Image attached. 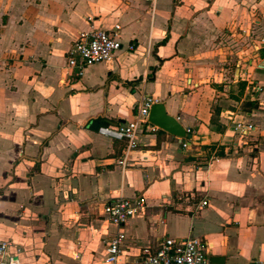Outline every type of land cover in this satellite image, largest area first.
Segmentation results:
<instances>
[{
	"label": "crops",
	"instance_id": "1",
	"mask_svg": "<svg viewBox=\"0 0 264 264\" xmlns=\"http://www.w3.org/2000/svg\"><path fill=\"white\" fill-rule=\"evenodd\" d=\"M96 29L122 47L76 78L66 52ZM143 97L189 145L150 124L120 167L91 124L132 121ZM138 195L124 264L167 238L208 242L206 264L264 261V0H0V243L20 264H103L104 205Z\"/></svg>",
	"mask_w": 264,
	"mask_h": 264
},
{
	"label": "built area",
	"instance_id": "2",
	"mask_svg": "<svg viewBox=\"0 0 264 264\" xmlns=\"http://www.w3.org/2000/svg\"><path fill=\"white\" fill-rule=\"evenodd\" d=\"M152 2L154 0H145ZM114 31H119L115 26ZM120 42L115 35L107 31L96 29L90 32H80L66 52V67L75 71L76 78H81L84 70L94 64L110 61L114 54L121 49ZM156 104L152 98L143 97L138 111L130 122L117 126L101 127L97 129L100 136L124 144V156L116 160L120 167L125 166L126 155L138 147L137 137L150 126L148 122L149 110ZM252 130V126L240 128V134L246 135ZM186 134H191L186 130ZM182 148H187L189 140L181 141ZM207 202H201L203 208ZM146 210V202L142 195L132 198H117L103 207L105 221L114 228L115 233L110 238L103 240L105 256L103 264H124L123 246L125 224ZM10 242L0 243V264H20L14 254H10ZM211 245L198 238L175 240L164 239L155 248L146 247L141 251L142 264H206L207 251ZM249 264H264L262 260H255Z\"/></svg>",
	"mask_w": 264,
	"mask_h": 264
},
{
	"label": "water",
	"instance_id": "3",
	"mask_svg": "<svg viewBox=\"0 0 264 264\" xmlns=\"http://www.w3.org/2000/svg\"><path fill=\"white\" fill-rule=\"evenodd\" d=\"M238 73L239 64L234 71L235 79H237ZM148 122L156 128L166 132L167 134L181 139L182 142L185 139L189 140L191 138V134H186V130L180 125L177 119L166 113L165 107L161 103H156L151 106L148 115ZM91 129L97 130L98 124L96 122H92ZM224 259L225 258H215L212 263L224 264Z\"/></svg>",
	"mask_w": 264,
	"mask_h": 264
},
{
	"label": "rangeland",
	"instance_id": "4",
	"mask_svg": "<svg viewBox=\"0 0 264 264\" xmlns=\"http://www.w3.org/2000/svg\"><path fill=\"white\" fill-rule=\"evenodd\" d=\"M230 67H229L230 70H229V74H228L229 78L232 75L233 64H231ZM7 224L8 223H6V221H4V222H1L0 221V231L1 232H7V233H9L11 231V229H10L11 226L10 225H7ZM37 249H39V248H37ZM47 251L49 252V250H47ZM49 254H51V252ZM60 258L62 259V262H56L55 260H52L51 263H46V264H81V263H78V262H76L74 260H71L70 258H68L66 256V254H63ZM26 262L27 263H25V264H36V263H34V257H33L32 254H30V261H26ZM21 264H24V263L21 261ZM39 264H44V263H39Z\"/></svg>",
	"mask_w": 264,
	"mask_h": 264
},
{
	"label": "trees",
	"instance_id": "5",
	"mask_svg": "<svg viewBox=\"0 0 264 264\" xmlns=\"http://www.w3.org/2000/svg\"><path fill=\"white\" fill-rule=\"evenodd\" d=\"M165 41H163L162 43H164ZM212 122H213V120H212ZM218 156L219 157H221L222 156V152L220 151V152H218Z\"/></svg>",
	"mask_w": 264,
	"mask_h": 264
}]
</instances>
